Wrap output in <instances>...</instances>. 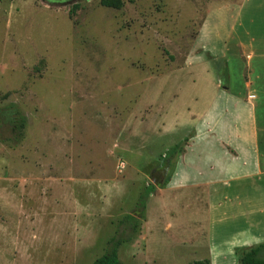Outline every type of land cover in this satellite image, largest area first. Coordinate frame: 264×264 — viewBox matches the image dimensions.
I'll list each match as a JSON object with an SVG mask.
<instances>
[{"label": "rangeland", "instance_id": "obj_1", "mask_svg": "<svg viewBox=\"0 0 264 264\" xmlns=\"http://www.w3.org/2000/svg\"><path fill=\"white\" fill-rule=\"evenodd\" d=\"M101 1L0 0V264H91L115 242L122 264H241L215 251L261 243L235 190L162 186L226 63L242 84L264 0Z\"/></svg>", "mask_w": 264, "mask_h": 264}, {"label": "crops", "instance_id": "obj_2", "mask_svg": "<svg viewBox=\"0 0 264 264\" xmlns=\"http://www.w3.org/2000/svg\"><path fill=\"white\" fill-rule=\"evenodd\" d=\"M259 32L262 38L264 24H259ZM230 65L231 62L226 63L222 68L224 71L217 77L218 81L212 92L215 98L205 109L198 112L193 110L201 121L193 127L197 129V134L191 140L187 151L180 155L177 169L164 187L172 189L180 183H184V186L194 184L197 187L205 184L211 187L210 200L215 204L218 199H215L217 196L213 198L216 187L226 183L229 186L227 189L235 190V193L232 198L229 196L225 200L234 207L246 210L248 223L252 225L249 229L255 235L261 236L258 240L262 243L264 231L260 225L264 224V40L259 41L257 53L252 51L248 60L238 64L241 66L242 84L234 79ZM223 94L227 96V101L221 105L218 97ZM194 167V177L187 179L186 176H191L190 170ZM250 239L247 234L240 246H234L225 253L221 251V245L217 244L215 251L221 249L218 255L228 260L238 255V251L251 247L252 245L244 244L251 241ZM217 264L224 262L220 260Z\"/></svg>", "mask_w": 264, "mask_h": 264}, {"label": "trees", "instance_id": "obj_3", "mask_svg": "<svg viewBox=\"0 0 264 264\" xmlns=\"http://www.w3.org/2000/svg\"><path fill=\"white\" fill-rule=\"evenodd\" d=\"M101 3L108 7L120 8L122 6L121 0H102ZM3 114L5 115L8 123L11 126L12 140L15 142H20L24 139L26 128L28 126V116L20 108V106L11 102L7 104L4 108ZM181 149L180 143L174 145L167 152V160L169 164L174 161V156L179 153ZM168 182V181H167ZM164 187V186H162ZM155 186L152 184L148 188V193L154 192ZM140 206V205H139ZM141 208H143L141 206ZM144 210V208H143ZM129 219L136 220L134 216H128ZM118 243H114L113 247L109 251L104 253L102 256L98 257L91 264H122L119 256ZM240 262L241 264H264V242L253 245L251 247L245 248L240 252ZM190 264H212L209 258L198 259Z\"/></svg>", "mask_w": 264, "mask_h": 264}]
</instances>
